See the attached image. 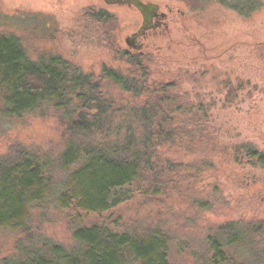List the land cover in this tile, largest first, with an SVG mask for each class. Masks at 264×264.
Listing matches in <instances>:
<instances>
[{
	"label": "rangeland",
	"instance_id": "1",
	"mask_svg": "<svg viewBox=\"0 0 264 264\" xmlns=\"http://www.w3.org/2000/svg\"><path fill=\"white\" fill-rule=\"evenodd\" d=\"M152 1L168 4L174 13L168 31L156 35L145 53L148 78L170 84L184 105L199 108L206 130L164 149L176 167L164 195L136 196L109 213L79 219L50 206L33 209L30 240L0 230V260L14 254L17 240L28 245L40 237L69 246L74 221L90 224L111 216L121 227L160 225L172 237L170 261L197 264L194 255L200 259L207 250L206 237L215 227L264 222V165L234 151L246 145L264 155V0L248 17L215 0ZM88 8L107 10L109 17L88 22ZM138 24L131 9L101 0H0V34L16 36L30 59L59 56L92 75L109 97L120 99L117 106L128 95L100 80L101 68L120 74L130 69L120 52ZM63 129L58 112L48 106L11 117L4 115L0 98V158L24 150L56 159Z\"/></svg>",
	"mask_w": 264,
	"mask_h": 264
},
{
	"label": "trees",
	"instance_id": "2",
	"mask_svg": "<svg viewBox=\"0 0 264 264\" xmlns=\"http://www.w3.org/2000/svg\"><path fill=\"white\" fill-rule=\"evenodd\" d=\"M215 1L243 17L263 6L261 0ZM125 61L130 69L124 74L101 68L100 80L128 95L117 106L120 99L109 97L92 75L59 56L30 59L16 36L0 34L4 115L48 106L58 112L65 138L53 160L24 150L0 158V230L27 234L30 240L33 209L50 206L79 219L109 213L136 196L168 191L175 166L166 152L198 138L206 130L205 115L170 93V84L150 81L144 58ZM235 97L230 91V102ZM234 151L264 165V155L251 146L237 145ZM119 224L111 216L90 224L74 221L69 246L40 237L28 245L17 240L14 254L0 264H174L172 237L163 227ZM206 244L200 259L194 255L197 264H264V222L215 227Z\"/></svg>",
	"mask_w": 264,
	"mask_h": 264
},
{
	"label": "flooded vegetation",
	"instance_id": "3",
	"mask_svg": "<svg viewBox=\"0 0 264 264\" xmlns=\"http://www.w3.org/2000/svg\"><path fill=\"white\" fill-rule=\"evenodd\" d=\"M128 1V0H123ZM143 4H153L156 5V10H154L152 19L150 22L146 23L144 28H142L143 19L141 13L136 9V7L133 4L124 2L122 4H108L104 0H101L104 6H120V7H126L131 9L133 12H135L138 15L139 18V24L137 25V28L126 35L124 38V45L125 50L121 51V54L126 55V57H139V58H145V53L148 51L149 48H151L153 39L156 35L165 34L168 31L169 28V19L171 15L174 13V8L169 6L168 4L162 5L161 2L152 1V0H139ZM91 8H88V11H85L83 16L86 18V20L94 21L100 23L101 21L109 17V14L107 10L104 9H98L96 11L90 10ZM91 30V29H90ZM86 33L89 34L88 28L86 29Z\"/></svg>",
	"mask_w": 264,
	"mask_h": 264
},
{
	"label": "water",
	"instance_id": "4",
	"mask_svg": "<svg viewBox=\"0 0 264 264\" xmlns=\"http://www.w3.org/2000/svg\"><path fill=\"white\" fill-rule=\"evenodd\" d=\"M106 3L108 4H122L124 2L133 4L136 9L141 13L142 15V19H143V24H142V28L146 27L145 24L150 22L152 19V16L154 12V10H156V5L153 4H143L141 1L139 0H128V1H123V0H104Z\"/></svg>",
	"mask_w": 264,
	"mask_h": 264
}]
</instances>
